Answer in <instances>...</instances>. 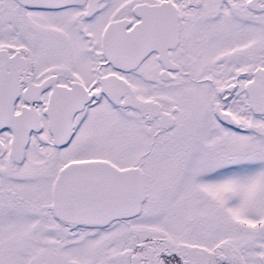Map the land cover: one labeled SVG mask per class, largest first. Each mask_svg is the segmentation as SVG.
Here are the masks:
<instances>
[{
    "label": "snow or ice",
    "instance_id": "obj_1",
    "mask_svg": "<svg viewBox=\"0 0 264 264\" xmlns=\"http://www.w3.org/2000/svg\"><path fill=\"white\" fill-rule=\"evenodd\" d=\"M0 264H264V0H0Z\"/></svg>",
    "mask_w": 264,
    "mask_h": 264
}]
</instances>
